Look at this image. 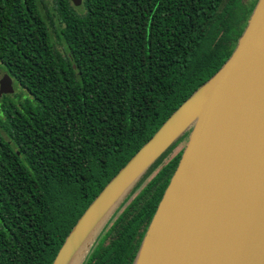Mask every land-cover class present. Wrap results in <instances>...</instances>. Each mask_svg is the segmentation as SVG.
<instances>
[{
    "label": "trees",
    "instance_id": "trees-1",
    "mask_svg": "<svg viewBox=\"0 0 264 264\" xmlns=\"http://www.w3.org/2000/svg\"><path fill=\"white\" fill-rule=\"evenodd\" d=\"M40 1L0 0V63L31 95L0 100V264L52 263L103 187L228 59L253 7ZM188 133L147 167L81 264H133Z\"/></svg>",
    "mask_w": 264,
    "mask_h": 264
},
{
    "label": "water",
    "instance_id": "water-1",
    "mask_svg": "<svg viewBox=\"0 0 264 264\" xmlns=\"http://www.w3.org/2000/svg\"><path fill=\"white\" fill-rule=\"evenodd\" d=\"M70 1L74 6L82 2ZM11 82L4 73L0 96L12 91ZM188 130L133 264H264V0H257L228 59L103 187L51 264L62 263L88 219L114 192L129 181L131 190L155 158Z\"/></svg>",
    "mask_w": 264,
    "mask_h": 264
},
{
    "label": "bare ground",
    "instance_id": "bare-ground-1",
    "mask_svg": "<svg viewBox=\"0 0 264 264\" xmlns=\"http://www.w3.org/2000/svg\"><path fill=\"white\" fill-rule=\"evenodd\" d=\"M130 181L114 192L88 219L80 230L61 264H78L91 239L108 217L113 208L130 188Z\"/></svg>",
    "mask_w": 264,
    "mask_h": 264
},
{
    "label": "rangeland",
    "instance_id": "rangeland-1",
    "mask_svg": "<svg viewBox=\"0 0 264 264\" xmlns=\"http://www.w3.org/2000/svg\"><path fill=\"white\" fill-rule=\"evenodd\" d=\"M256 0H238L239 6H238V10L239 11H248V9H250L253 6V2ZM257 2V1H256ZM39 3L41 5V1L39 0ZM256 4V3H255ZM255 6V5H254ZM253 6V8H254ZM252 8V10H253ZM251 10V12H252ZM251 14V13H250ZM250 16V15H249ZM249 18V17H248ZM248 21V20H247ZM7 73L4 66L0 63V78H2L3 74ZM11 86H12V91L9 93H4L0 96V100H3L4 98L6 99V101L9 103L11 102L12 104H14L16 107H20L21 104H23L25 102V100L27 98H31V95L27 92V90L25 88H23L17 81H15L14 79H12L11 82ZM2 108L0 105V116H2ZM195 116L193 115L191 120L189 121V124L187 125L186 129H189L192 126V123L194 121ZM186 143V139H184L172 152V154H170V156H172L180 147L184 146ZM168 158H166L164 161H166ZM130 190V189H129ZM123 198V197H122ZM111 213V212H110ZM82 258V257H81ZM79 263V262H78Z\"/></svg>",
    "mask_w": 264,
    "mask_h": 264
},
{
    "label": "flooded vegetation",
    "instance_id": "flooded-vegetation-1",
    "mask_svg": "<svg viewBox=\"0 0 264 264\" xmlns=\"http://www.w3.org/2000/svg\"><path fill=\"white\" fill-rule=\"evenodd\" d=\"M257 1V0H256ZM256 1L253 2V6L255 5ZM253 8V7H252Z\"/></svg>",
    "mask_w": 264,
    "mask_h": 264
}]
</instances>
